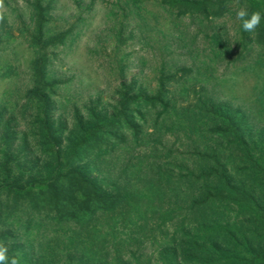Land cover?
<instances>
[{
    "label": "trees",
    "instance_id": "1",
    "mask_svg": "<svg viewBox=\"0 0 264 264\" xmlns=\"http://www.w3.org/2000/svg\"><path fill=\"white\" fill-rule=\"evenodd\" d=\"M120 1L110 45L124 59V24L149 0ZM155 1L201 42L166 53L152 78L117 61L113 110L76 109L70 122L55 115L68 99L50 66L85 17L57 30V0H26L31 87L20 108L0 104V247L18 264H264V22L249 33L236 19L264 0ZM11 72L0 64V80ZM228 76L237 92L250 83L249 100L222 97Z\"/></svg>",
    "mask_w": 264,
    "mask_h": 264
},
{
    "label": "rangeland",
    "instance_id": "2",
    "mask_svg": "<svg viewBox=\"0 0 264 264\" xmlns=\"http://www.w3.org/2000/svg\"><path fill=\"white\" fill-rule=\"evenodd\" d=\"M92 1L94 4L89 8ZM25 2L26 0H0V20L7 17L5 23L0 21V34L10 29L14 35L0 40L7 46L0 54V64L12 68L11 77L0 80V104L11 107L13 103L19 101L17 108L26 102L27 92L31 87L30 36L33 35L34 25ZM120 2L122 1L57 0L55 3L49 17L50 26L54 29L65 30L77 22L79 16L85 17V24L75 40L53 52L50 71L64 83V87L57 93L68 99L65 108L58 104L54 110L56 116H63L71 122L76 116V109L83 114L87 113L90 106H95L99 110L104 107L112 111L119 98L117 92L119 75L117 70L112 71V68L118 65L117 61H126L129 78L132 76L152 78L156 61H162L166 53L171 51L173 56L180 48L184 51L187 41H194V47L201 42L203 35L197 28L195 30L193 25L187 38L179 36V33L177 34L165 21L164 12L158 8L156 1L149 0L138 13L131 16L129 14L131 19L124 24L122 49L128 55L124 59L115 57L111 51L110 41L117 39L111 35L113 25L122 21L125 15L124 5H120ZM117 3L118 7L114 8ZM158 33L161 38H158ZM131 35H134V38ZM162 46L164 49L160 48ZM234 83L238 84L237 80L233 82L228 76L222 88V97L237 103L249 100L247 96L251 91L250 83L238 92L233 87ZM193 95L196 93L192 90L191 96ZM28 119H31L30 116ZM24 123L20 117L13 125L21 129Z\"/></svg>",
    "mask_w": 264,
    "mask_h": 264
},
{
    "label": "clouds",
    "instance_id": "3",
    "mask_svg": "<svg viewBox=\"0 0 264 264\" xmlns=\"http://www.w3.org/2000/svg\"><path fill=\"white\" fill-rule=\"evenodd\" d=\"M236 19L240 22L241 30L252 33L264 22V10L249 12L247 8L241 7L236 12ZM0 264H18V261L7 255L6 248L0 247Z\"/></svg>",
    "mask_w": 264,
    "mask_h": 264
}]
</instances>
